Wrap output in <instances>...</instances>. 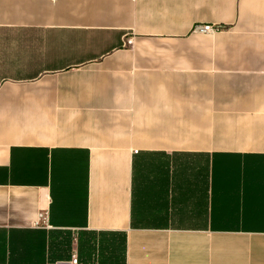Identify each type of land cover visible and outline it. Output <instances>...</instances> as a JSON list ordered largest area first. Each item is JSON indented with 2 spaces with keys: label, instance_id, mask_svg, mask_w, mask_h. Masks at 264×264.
Masks as SVG:
<instances>
[{
  "label": "crops",
  "instance_id": "1",
  "mask_svg": "<svg viewBox=\"0 0 264 264\" xmlns=\"http://www.w3.org/2000/svg\"><path fill=\"white\" fill-rule=\"evenodd\" d=\"M73 253L264 264V0H0V264Z\"/></svg>",
  "mask_w": 264,
  "mask_h": 264
},
{
  "label": "built area",
  "instance_id": "2",
  "mask_svg": "<svg viewBox=\"0 0 264 264\" xmlns=\"http://www.w3.org/2000/svg\"><path fill=\"white\" fill-rule=\"evenodd\" d=\"M212 26L206 25L203 27V30H211ZM78 256L76 253L72 254V259H71V263L73 264H77L78 263Z\"/></svg>",
  "mask_w": 264,
  "mask_h": 264
}]
</instances>
